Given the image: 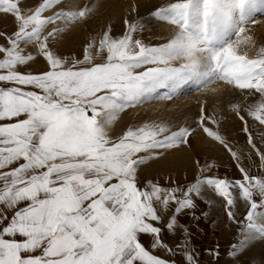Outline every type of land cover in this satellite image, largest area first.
I'll use <instances>...</instances> for the list:
<instances>
[{
    "label": "snow or ice",
    "instance_id": "obj_1",
    "mask_svg": "<svg viewBox=\"0 0 264 264\" xmlns=\"http://www.w3.org/2000/svg\"><path fill=\"white\" fill-rule=\"evenodd\" d=\"M22 2L0 0V12L17 22L14 33H0L6 41L0 44V264H177L155 250L179 251L182 264H198L179 216L195 209L194 197L205 188L224 198L243 237L230 246V258L236 260L250 242L264 241V135L257 147L245 118L264 125V46L255 57L247 53L255 47L247 26L256 24L257 13L264 15V0L171 2L149 13L174 26L164 43H144L137 38L143 18L126 19L120 36L109 28L70 57L56 53L52 42L91 8L58 10L63 0H38L24 9ZM60 20L66 24L55 26ZM37 55L47 70L22 71ZM216 80L258 97L230 105L244 123L258 171L243 166L240 151L201 105L195 127L230 153L242 179L205 175L214 165L197 161L198 177L187 187L153 180L140 186L141 166L189 144L195 129L152 121L113 135L120 114L159 89L199 90ZM233 190L247 208L242 221L232 210ZM178 228L180 242L169 245L164 230L175 236ZM142 235L150 238L147 247ZM213 251L218 258V246Z\"/></svg>",
    "mask_w": 264,
    "mask_h": 264
},
{
    "label": "rangeland",
    "instance_id": "obj_2",
    "mask_svg": "<svg viewBox=\"0 0 264 264\" xmlns=\"http://www.w3.org/2000/svg\"><path fill=\"white\" fill-rule=\"evenodd\" d=\"M38 0H23L21 7L28 9ZM179 0H63L59 9L80 10L85 6L91 8L88 16L77 22L68 24L65 31L52 42V49L61 56H80L85 45L95 38L102 37L105 30H111L113 36H120L125 31V20L137 21L143 18L145 28L137 33L144 43L158 45L167 41L174 26L153 20L149 13L157 7L165 6ZM202 2V0H201ZM51 14V13H47ZM238 13H234V18ZM256 24H249L248 34L253 36L255 47L249 46L247 53L255 57L260 47L264 46V15L256 14ZM66 21H57L55 26H64ZM49 26L47 30H51ZM17 30V22L14 17L0 12V33L12 34ZM5 37L0 36V44H4ZM28 51L34 52V46H29ZM243 50V49H242ZM45 60L37 55L36 59L27 65L22 71L41 73L47 70ZM172 99H166V96ZM258 97H248L245 92L216 80L206 87L193 90L191 86H184L173 91L170 88L159 89L149 94L142 103L129 107L120 114L113 126V135L121 134L128 127H136L146 122H166L173 130L179 127L191 126L195 129L189 138V144L164 151L158 158L149 160L141 166L139 178L140 186L147 180L158 181L163 187H187L195 182L198 177L197 161L201 164L209 163L214 167L205 175L218 176L229 180L242 179V174L237 170L236 164L230 153L218 142L209 137L199 128L195 127V120L200 114L203 105L209 115H213L218 121V130L226 139L233 150H239L243 159V166L251 172L258 171L260 164L256 154L247 145V134L243 131L244 123L230 108L233 103H247ZM140 111H143L142 114ZM244 114V113H241ZM127 118V122L121 120ZM248 122L249 132L252 134L257 147H262L260 136L264 135V125H260L254 119L245 117ZM216 130L217 125H209ZM264 150V148H262ZM251 153V159L249 154ZM175 156H183L181 163L175 165L172 161ZM185 159V160H184ZM155 169L157 175L148 177ZM165 171V172H164ZM175 181V184L172 182ZM237 195L235 207L236 221H242L247 208L242 199ZM196 207L193 210H185L179 216L181 225H186L188 235L186 243L194 249L198 264H264V252H260L264 241H255L250 249L243 251L236 260L229 257L231 245L238 244L242 240L239 226L227 216L226 202L210 188H205L199 197H194ZM171 215V210L165 215V223ZM193 216L195 218H193ZM159 226V225H157ZM223 230V236L218 231ZM163 239L169 245L175 246L181 240L182 229L178 228L176 235H170L167 230L163 232ZM142 242L147 247L150 238L142 235ZM218 246L219 256L213 250ZM162 250H155L154 254L165 259H175L177 264H182L183 256L178 251L175 256L170 253L161 254Z\"/></svg>",
    "mask_w": 264,
    "mask_h": 264
},
{
    "label": "crops",
    "instance_id": "obj_3",
    "mask_svg": "<svg viewBox=\"0 0 264 264\" xmlns=\"http://www.w3.org/2000/svg\"><path fill=\"white\" fill-rule=\"evenodd\" d=\"M123 122H127V120L125 119ZM176 157L177 156H175V158H174V160L172 162L177 160ZM157 173L158 172L155 169H152L151 173H148V177H151L152 175H157ZM218 233H219L218 234L219 236H223V234H224L223 230H220V229H219ZM254 244H255V242H250V247H247V250L250 249L252 247V245H254ZM260 252L261 253L264 252V246H262V248L260 249ZM161 254L163 255V250L161 251Z\"/></svg>",
    "mask_w": 264,
    "mask_h": 264
},
{
    "label": "bare ground",
    "instance_id": "obj_4",
    "mask_svg": "<svg viewBox=\"0 0 264 264\" xmlns=\"http://www.w3.org/2000/svg\"><path fill=\"white\" fill-rule=\"evenodd\" d=\"M142 112H143V111H140L141 114H142ZM125 119L127 120V118H124L123 120H121V124H123L122 122H123ZM182 158H183V156H178V157H176L177 160L174 161L173 163H174L175 165L181 163L182 160H183ZM173 160H174V159H173ZM184 160H185V159H184Z\"/></svg>",
    "mask_w": 264,
    "mask_h": 264
}]
</instances>
